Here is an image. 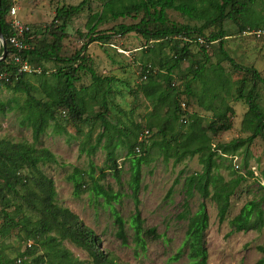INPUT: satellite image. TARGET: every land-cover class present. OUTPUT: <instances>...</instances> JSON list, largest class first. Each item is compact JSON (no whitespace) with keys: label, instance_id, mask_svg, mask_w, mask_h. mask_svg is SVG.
<instances>
[{"label":"trees","instance_id":"1","mask_svg":"<svg viewBox=\"0 0 264 264\" xmlns=\"http://www.w3.org/2000/svg\"><path fill=\"white\" fill-rule=\"evenodd\" d=\"M91 1L96 0H80L77 4L56 7L51 26L35 30L30 27L22 37L25 47L18 50L8 41L14 33L11 22L13 16L9 13L10 8L14 6L13 0H0V27L6 40V53L4 58L0 59V74H4L6 79L2 80L0 87L8 88L13 92L26 93L24 103L18 106L23 111V121L31 127L33 138L32 143L0 139V239L2 240L0 264H81L61 246L63 240H68L86 251L92 264H116L99 247V237L94 231L88 228L77 214L55 202L54 182L40 169L41 163L56 161L55 155L48 148H37L35 143L39 142L49 122L55 120V112L60 106L78 119L85 116L88 107L92 112L93 107L88 101L94 100L103 109L96 113L101 121L102 130L97 135L95 143L81 147L80 152L92 155L101 145L107 150V159L110 162L108 169L116 179H119V168H117L114 149L120 144L127 145L131 171L128 183L134 202V210L129 216L128 223L132 230L135 256L145 251L147 238L159 237L155 227H143L137 195L141 164L148 162L149 153L153 148H157L164 160L172 158L173 164L179 163L186 157L198 155L202 168L186 176V194L192 196L193 192L197 191L204 199L210 197L215 203L219 223L226 219L231 206V196L238 186L247 176L253 175L252 170L240 173L234 170L231 164H224L223 160L229 159L236 167L234 157L238 148L251 144L258 136L264 138V111L256 103L257 82H264V77L255 67L240 64L227 53L223 46L224 38L227 36L225 30L211 31L209 35H205L204 30L221 21L226 15L236 23H238L237 19H240L238 24L241 31L246 28L257 30L263 23V16L256 14L247 0H218V2L215 0H97L101 3L100 9L88 15L86 23L89 30L88 40L72 55L63 56L60 50L63 47L62 40L66 35L67 27L72 18ZM167 9L180 12L191 19L203 20V23L198 27H191L188 24H168ZM140 12L142 16L138 22L120 23L113 31L119 35L135 32L146 41H154V46L159 43L160 48L176 37L181 39L182 44L171 46L172 53L159 58L157 70H153L154 62L142 63L140 80L145 82L138 84L137 91H140L149 102V109L144 115L149 127L138 135L136 131L140 128L139 123L134 122L129 127L116 119V124L122 125L119 127L106 118L112 83L117 78L97 74L91 65H87L90 57L85 51L89 43L109 37L105 32L94 33L100 24L117 18L135 17ZM150 24H155L157 27L149 28ZM197 38H203L207 43L218 41L221 54L219 62L210 63L206 68L210 57L203 44L200 45L203 59L193 58L187 41ZM2 52L3 48L0 45V56ZM16 57H19V62L15 60ZM186 59L191 60L188 66L190 77L184 83V90H179L172 74L174 70H179L181 63ZM222 60H227L236 70L251 74L248 91L242 86L236 87L233 98L247 104L242 127L250 134L244 138H233L228 142L214 145L213 135L229 130L231 128L229 117L234 114V107L220 93L221 90L225 94H233L229 77L221 65ZM22 62H27L30 68L39 72L29 73L19 70ZM47 62L55 64L48 73ZM207 70L208 76H206ZM82 74H89L91 82L78 86ZM30 78L40 81V96L30 92L37 90V86L30 82ZM197 82L200 84L199 88ZM182 95L186 97L184 102ZM190 97L206 111L212 112V117L207 123L196 112H188L184 109L190 105ZM217 98L219 105L214 102ZM12 101L16 102V98ZM5 105L0 102V110L4 109ZM129 135L132 136L131 139ZM150 138H152L151 143H149ZM239 165L240 163L238 169ZM246 165L245 163L244 166ZM220 168L231 169L232 176L225 179L219 172ZM75 171L74 174L67 176L73 185L74 196L78 197L89 190L94 197L101 196L107 203L117 200L120 196L118 192L106 189L98 183L105 176L103 168H100V176L97 178L94 176V167L87 173L81 170ZM85 176L89 181L88 186L84 185ZM261 177L264 182V170L261 172ZM10 195L21 200L22 208H20L21 204H16L12 208ZM36 214L39 216L33 219ZM111 214L116 225L117 238L122 245H128L124 218L114 208L111 209ZM208 225L209 215L206 204L202 201L198 209L188 216L183 243L187 248L188 264H208L205 242ZM229 225L230 232L264 228V183L261 185L260 194L244 202L229 220ZM17 228L23 230L21 234L23 241L28 242L32 239V242L29 241L23 250L20 246L14 248V256H8L5 251L8 244L3 239ZM51 232L54 234H50ZM40 247H44L43 254H37ZM257 249L264 252V242L258 245ZM181 255L182 253L178 252L171 259L177 260ZM254 264H264V255Z\"/></svg>","mask_w":264,"mask_h":264},{"label":"rangeland","instance_id":"2","mask_svg":"<svg viewBox=\"0 0 264 264\" xmlns=\"http://www.w3.org/2000/svg\"><path fill=\"white\" fill-rule=\"evenodd\" d=\"M79 1L13 0V4L16 8V19L28 24L35 30L51 26L56 7L64 4H77ZM215 1L218 2V0ZM247 1L256 14L263 16V23L258 29L264 31V0ZM100 4L97 0L91 1L78 15L72 18L62 40L63 47L60 53L63 56L72 55L88 40L89 30L86 26L88 15L100 9ZM141 16L142 12L135 17L117 18L100 24L94 33L105 32L109 34V37L89 43L85 51V54L90 57L87 65H91L97 74L117 78L112 83L108 98L109 111L105 115L106 118L119 127L122 125L116 124V119L129 127L134 122L139 123L140 128L136 131L138 135L142 130L149 127L148 122L144 119V115L149 109V102L140 91H137L138 84L145 82L140 80L142 63L154 62L153 70H157L159 58L171 54V46L182 44L181 39L176 37L160 48L159 43L154 46V41H146L145 38L135 32L119 35L113 31L120 23L138 22ZM166 16L168 24H188L191 27H198L203 23V20L191 19L172 9L166 10ZM237 22L240 23V19H237ZM238 23L226 15L221 21L205 29L204 34L209 35L211 31L219 29L225 30L227 36L224 38L223 46L227 53L236 62L255 67L264 77V35L256 37L251 34H244L243 30L239 29L240 24ZM156 27L155 24L149 25V28L155 29ZM201 40L191 39L187 42L193 58L196 60L203 59L200 45L205 46L206 53L210 57V62L206 63V68H208L210 63L215 64L220 60L218 41L207 43L204 42L203 38ZM190 62V59L184 60L179 70L173 71V79L179 90H184V83L190 77L188 74ZM221 65L229 77L233 94H225L221 90L220 93L234 107V114L229 117L231 128L213 135L212 142L214 145L228 142L233 138H244L250 134L242 127V118L247 110V104L242 100H234L233 98L236 94V87L242 86L248 91L251 85V74L234 69L227 60H222ZM54 67L53 62H47V73ZM37 72L39 71L37 70ZM208 75L209 71L207 70L206 76ZM29 80L37 86L36 91L30 92L40 96V81L36 78ZM90 82L89 74H82L77 85H86ZM196 85L198 88L200 87L198 82ZM133 91L135 93H132ZM256 93V103L264 111V82H257ZM25 97L26 93L24 92H13L8 88L0 87V102L6 104L4 109L0 110V139H7L12 142H33L31 127L23 121L24 114L18 106L24 103ZM13 98H16V102L12 101ZM181 98L184 102L186 97L182 95ZM218 100L217 98L214 102L219 105ZM189 101L190 105L184 109L188 112H196L207 123L212 117V112L206 111L191 97ZM88 104L92 105V112H90L91 108L88 107L87 113L80 119L60 106L55 112V120L49 122L41 134L39 142L35 143V147L48 148L56 157L54 162L48 161L40 164L43 173L54 182L55 202L77 214L79 219L94 231L99 237V247L116 264H188L187 248L183 245L188 216L198 209L199 203L202 201L205 202L209 215V225L205 232L208 264H254L258 258L264 255V252L257 249V246L264 242V228L246 232H230L231 227L229 225V220L238 212L241 205L261 192V185L264 183L261 177V172L264 170V138L258 136L251 144L238 148L235 153V161L240 163L239 169L234 167L229 159L223 160L224 164H231L234 170L240 173L252 170L253 175L247 176L246 180L238 186L231 196V206L222 223L218 222L216 206L210 197L204 199L197 191H194L192 196L186 194V176L198 172L202 168L198 155L186 157L179 163L173 164L172 158L164 160L157 148H153L149 153L148 162L141 164L137 195L143 227H155L159 237L147 238L145 251L135 256L132 230L128 223L129 216L134 210V202L128 183L131 171L127 145L120 144L114 149L117 168H119V179H116L111 170L108 169L110 162L107 159V150L101 145L92 155L87 152H80L81 147L94 144L97 135L102 130L101 121L97 118L96 113L103 109L94 100L88 101ZM11 106L13 107L10 108ZM129 138L131 139L132 136L129 135ZM151 140L152 138H150L149 143ZM245 163L246 166H244ZM92 167H94L96 178L100 176V168H103L105 176L98 183L106 189L118 192L120 196L117 200L107 203L101 196L94 197L92 191L89 190L78 197L73 195V185L67 176L74 174L75 170L87 173ZM219 172L225 179L232 176L231 169L220 168ZM84 185H89L86 176ZM10 198H12V208L16 204H21L20 208H22L23 204L18 197L10 195ZM112 208L118 211L125 220L128 245H122L115 234L116 225L111 214ZM24 212L26 213L25 210ZM38 216L36 214L33 219ZM22 232L21 228H17L3 239L8 244V248L5 250L8 256H14V248L20 246L23 250L29 241L32 242V239L28 242L23 241L21 239ZM50 234H54V232ZM0 242H2L1 239ZM61 246L67 249L71 256L77 258L81 264H92L87 252L70 241L63 240ZM178 252L182 253L181 257L172 260L171 257ZM43 253L44 247H40L37 254ZM28 259L30 260V258Z\"/></svg>","mask_w":264,"mask_h":264},{"label":"built area","instance_id":"3","mask_svg":"<svg viewBox=\"0 0 264 264\" xmlns=\"http://www.w3.org/2000/svg\"><path fill=\"white\" fill-rule=\"evenodd\" d=\"M10 15L13 16L12 18V27L14 30V33L9 37L8 41L11 45H13L18 50H21L23 47H25V44L22 42V37L24 36V33L29 31L30 27L28 24L21 22L20 20L16 19V8L15 6H12L9 10ZM244 34H251L255 35L256 37H261L264 35V31L261 29H250L246 28L243 30ZM199 41H202L201 38H197ZM15 60L19 62V57H16ZM19 70L26 71V72H34L37 71V69L30 68V66L27 64V62H22L20 65ZM6 79V76L4 74H0V86L2 85V80ZM182 122H185V120H181ZM147 133V131H145ZM143 135H141L142 137ZM236 156L234 157V163L236 164V167L238 166V162L235 161Z\"/></svg>","mask_w":264,"mask_h":264},{"label":"water","instance_id":"4","mask_svg":"<svg viewBox=\"0 0 264 264\" xmlns=\"http://www.w3.org/2000/svg\"><path fill=\"white\" fill-rule=\"evenodd\" d=\"M0 43H1V46H2V48H3V52H2V54H1V56H0V59H2V58H4L5 53H6V40H5V38L3 37V34H2V32H1V27H0Z\"/></svg>","mask_w":264,"mask_h":264},{"label":"clouds","instance_id":"5","mask_svg":"<svg viewBox=\"0 0 264 264\" xmlns=\"http://www.w3.org/2000/svg\"><path fill=\"white\" fill-rule=\"evenodd\" d=\"M0 45H1V43H0Z\"/></svg>","mask_w":264,"mask_h":264},{"label":"crops","instance_id":"6","mask_svg":"<svg viewBox=\"0 0 264 264\" xmlns=\"http://www.w3.org/2000/svg\"><path fill=\"white\" fill-rule=\"evenodd\" d=\"M243 205V204H242Z\"/></svg>","mask_w":264,"mask_h":264}]
</instances>
